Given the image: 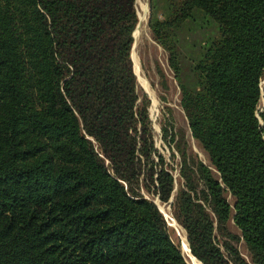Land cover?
Instances as JSON below:
<instances>
[{
    "label": "trees",
    "instance_id": "trees-1",
    "mask_svg": "<svg viewBox=\"0 0 264 264\" xmlns=\"http://www.w3.org/2000/svg\"><path fill=\"white\" fill-rule=\"evenodd\" d=\"M149 6L208 158L175 143L188 249L201 264H264V0ZM137 18L135 0H0V264H187L139 191L166 200L173 182L136 91ZM177 28L201 34L189 80Z\"/></svg>",
    "mask_w": 264,
    "mask_h": 264
},
{
    "label": "rangeland",
    "instance_id": "rangeland-1",
    "mask_svg": "<svg viewBox=\"0 0 264 264\" xmlns=\"http://www.w3.org/2000/svg\"><path fill=\"white\" fill-rule=\"evenodd\" d=\"M141 3L146 4L147 10L144 18L139 21V16L143 13L140 7ZM135 11L138 16L136 24L139 22V31L137 37L134 34V44L133 48H131V62H133V72L136 74V91L139 97L144 94L148 100L146 112L151 128L153 147L163 155L164 165L171 173L173 182V187L166 200H160L156 194L147 192L142 187L139 188V191L144 197L153 201L158 209V204H163L166 207L168 214L175 221V223L170 222L167 216L162 213V210L159 209L167 225L168 234L177 245L186 263L191 264L183 249V241L186 240L185 231L175 219L173 213V197L178 186L182 183V179L179 176L180 155L175 143L178 141L179 147H183L194 158L203 163H207L208 158L200 144L190 134L187 120L179 105V89L167 62V51L152 38L148 27V20L150 18L149 0H135ZM135 30L137 33V28ZM195 30L185 31L184 28L175 29L176 56L180 62L181 72L186 75V79L188 80L187 75L190 71L192 57L199 48L201 40L200 30L198 28ZM133 49L138 58L137 65L140 69L139 72L132 55ZM157 69H159V72L161 71L163 78L160 77ZM260 84H264V74L261 77ZM88 138L94 146V141L90 137ZM152 155L155 156L154 153ZM104 162L105 164L107 163L106 160ZM228 200L231 201V197L228 196ZM225 228L231 233H238L231 219L226 222ZM214 233L219 239L223 235L217 231H214ZM232 243L237 247L240 254L248 260L249 254L244 241L238 238L233 239Z\"/></svg>",
    "mask_w": 264,
    "mask_h": 264
},
{
    "label": "bare ground",
    "instance_id": "bare-ground-1",
    "mask_svg": "<svg viewBox=\"0 0 264 264\" xmlns=\"http://www.w3.org/2000/svg\"><path fill=\"white\" fill-rule=\"evenodd\" d=\"M140 3V2H139ZM140 7H141V10L143 11V13L142 14H140V16H139V21H141L143 18H144V15H145V13H146V10H147V7H146V4H140ZM146 17V16H145ZM146 21V20H145ZM138 24V25H137ZM136 24V28H137V33H136V30H135V34H136V37H137V35H138V31H139V22ZM142 27V26H141ZM135 28V29H136ZM134 37H135V35H134ZM133 44H134V41H133ZM133 44H132V48H133ZM132 55H133V58H134V61H135V63H136V67H137V71L139 72L140 71V69H139V67H138V65H137V61H138V58H137V55H136V53L134 52V49H133V51H132ZM158 206H159V209H161L162 210V213H164V215H166L167 216V218L170 220V222H172V223H175V221H174V219L168 214V212H167V210H166V207L163 205V204H158ZM183 238V237H182ZM183 249H184V251H185V255L188 257V259H189V261H190V263L191 264H201L191 253H190V251H189V249H188V245H187V242H186V240H184L183 241Z\"/></svg>",
    "mask_w": 264,
    "mask_h": 264
},
{
    "label": "water",
    "instance_id": "water-1",
    "mask_svg": "<svg viewBox=\"0 0 264 264\" xmlns=\"http://www.w3.org/2000/svg\"><path fill=\"white\" fill-rule=\"evenodd\" d=\"M135 25H136V23H135ZM133 30V29H132ZM132 32V31H131ZM131 37H132V35H131ZM132 44H133V38H132V42H131V46H130V50H131V47H132ZM129 56H130V51H129ZM130 59H131V57H130ZM132 61V60H131ZM135 74V73H134ZM158 208V207H157ZM159 210V209H158ZM160 211V210H159Z\"/></svg>",
    "mask_w": 264,
    "mask_h": 264
}]
</instances>
